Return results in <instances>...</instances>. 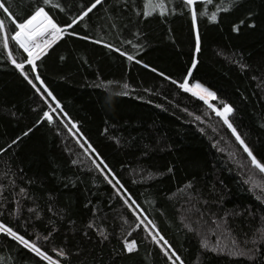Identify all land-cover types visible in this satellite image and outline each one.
<instances>
[{
	"label": "trees",
	"instance_id": "16d2710c",
	"mask_svg": "<svg viewBox=\"0 0 264 264\" xmlns=\"http://www.w3.org/2000/svg\"><path fill=\"white\" fill-rule=\"evenodd\" d=\"M58 2L64 11L54 9L55 16L70 23L86 0ZM5 3L21 16L36 0ZM165 4L163 15L145 17L144 0H102L71 29L79 36L66 35L37 61L56 100L42 98L0 45V219L54 257L53 247L64 248L62 264H170L163 241L135 227L136 217L77 139L97 149L140 205L137 214L156 224L184 264H264V174L215 112L165 78L182 79L195 49L183 0ZM194 7L201 50L190 83L214 91L217 107L232 105L233 127L264 162V0H197ZM10 50L21 58L22 50ZM50 108L53 123L36 124ZM129 226L138 241L131 254L121 251L120 239ZM0 264L47 262L0 233Z\"/></svg>",
	"mask_w": 264,
	"mask_h": 264
},
{
	"label": "snow or ice",
	"instance_id": "6c2138e0",
	"mask_svg": "<svg viewBox=\"0 0 264 264\" xmlns=\"http://www.w3.org/2000/svg\"><path fill=\"white\" fill-rule=\"evenodd\" d=\"M206 2L210 4L212 0H206ZM229 2L232 4V6H234V0H229ZM101 3L102 0H90V2L89 0H86L85 6L81 8L78 14L70 17L71 22L69 23L67 21H61L55 16L53 11L54 9L64 11L61 3H59L58 0H36V3L30 6L24 15L21 16H17L15 13H13L10 7L6 5L5 0H0V11L3 13V17L0 18V45H2L3 50L7 52V61L10 62L20 72L24 79L27 80V82L36 90V92L42 96V98L46 94L47 97H51L52 100H56L55 95L45 84L40 73L38 72L37 61L45 57L46 54H48L49 49H51L53 45H55L66 35L79 36L80 34L78 32L72 31L71 29H73V26L77 25L78 22L83 21L85 17L89 16L90 13ZM196 3L197 0H183L184 7H186L191 14L192 29L195 34V49L192 55L191 64L187 67L186 74L183 75L182 79H174L171 75H168L165 78L171 81L173 84H176L183 91L191 93L194 97H198L208 106V108L215 112V114L219 116L223 120L224 124L227 125V127L231 130L233 136H235L236 140L242 146L243 151L247 153V157L249 158L251 165L260 173L264 174V162H262V159L257 158V155L254 154L253 149L250 148L247 143H245L244 139L241 138L240 134L237 132V129L233 127V124L229 119V114L233 112L232 105L228 104L227 102H222V107H217L216 104L210 103V100L216 98V93L214 91L208 87H205V85L199 81L190 83L189 78L192 76L193 71L198 64L196 53H199L201 50V37L199 31L197 30L198 12L194 7ZM157 10H159L161 15L167 11L165 0H144L142 11L143 16H150ZM171 11L175 13L176 9L173 8ZM220 11L221 7L217 5L216 10L208 15V19L210 21H215L217 19V12ZM206 14V12L199 13V15ZM248 16L251 17L252 13L249 12ZM240 23L243 24L245 21L241 20ZM249 26H254V23ZM113 27H115V25H113ZM238 30V27L233 25V31ZM80 38L84 40L91 39V37L87 35H84ZM95 42L98 44L104 43L103 40H96ZM12 45H15L17 49L22 50V53H20L21 58L19 60H17L13 51L10 50ZM106 46L109 49L113 48V45L110 43ZM137 47H139V45H137ZM116 51L119 52L120 49L116 48ZM24 54H26V58H24ZM122 55L126 56L130 61L135 59L133 55H130L127 52L122 53ZM137 63H142V61H137ZM25 65L30 66L29 71L25 70ZM144 66L148 67V65ZM240 67L243 69L247 67V65L241 64ZM152 71L155 72L157 69L153 68ZM30 73L35 75L30 78ZM160 75L165 76L163 72H161ZM34 81H38L42 87H37V84ZM125 87H127V85H125ZM56 103L57 107H59V101H56ZM50 111L54 110L50 108L49 110L44 111L40 119L36 121V124H39L41 120L44 119H47L48 123L52 124L53 117L50 115ZM61 111L63 110L61 109ZM196 119H200V117H196ZM65 127H68V125L66 124ZM73 129H76V133H79V129L75 123H73L72 126L68 128L69 133L75 136L76 133H73ZM31 130L32 129H28V131L22 133V135H27L28 132H31ZM80 135L83 136L82 133H80ZM20 138V136H17L16 140H13L12 143L15 144L16 141L20 140ZM76 142L80 144V147L84 150V154L88 157L95 169L100 172V174L104 176V179L107 181V183L115 189V195L120 196L124 202V205L132 211L133 215L136 217L135 227L139 228L141 225H143L152 242L159 244L160 241H163V245H161V251L163 252L164 256L167 257V260L170 262V264H184V261L180 258V256L177 255L174 250H172L168 241L165 240L164 237L159 234V232L155 231L157 227L156 224L152 220H148L147 217L141 219L140 215L137 214L138 210H140V205L137 204V202L127 194L124 184L116 177L112 168L108 165L97 149L87 140H85V143H81L80 140L77 139ZM85 144H87V147H85ZM4 151V148H0V152ZM72 163L75 164L76 161H73ZM168 171L170 172L171 168H169ZM113 181H115V183ZM0 187L3 186L0 185ZM20 191L21 193H24L25 189L21 188ZM145 221H147V223H145ZM125 223H127V221H125ZM149 225L151 226V229H149ZM93 226V223L90 221L88 227L92 228ZM125 232L126 234L122 235L120 238L122 244L121 251L128 254L134 253L138 250V241L131 238L133 232L132 227L129 226ZM0 233H4L14 238L21 245H23L24 248L29 249L41 260L46 261L47 264H62L60 258L67 257L69 255V253L64 248L57 247H53L51 249V251L55 253V257L50 255L48 251L44 250V247L41 246L38 241L27 239L25 235H22L18 230H14L13 227L9 226V224L4 222L2 219H0ZM97 234L103 239H108L103 226H99L97 228ZM49 236H51V233H49ZM48 238L49 237H44V240H48Z\"/></svg>",
	"mask_w": 264,
	"mask_h": 264
},
{
	"label": "rangeland",
	"instance_id": "374dc122",
	"mask_svg": "<svg viewBox=\"0 0 264 264\" xmlns=\"http://www.w3.org/2000/svg\"><path fill=\"white\" fill-rule=\"evenodd\" d=\"M210 103H211V100H210ZM252 179H253V178H252ZM252 179H251V180H252Z\"/></svg>",
	"mask_w": 264,
	"mask_h": 264
}]
</instances>
